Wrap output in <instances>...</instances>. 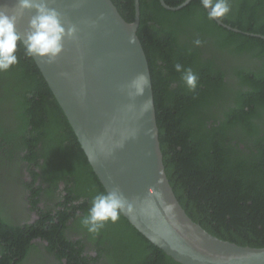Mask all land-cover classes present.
Listing matches in <instances>:
<instances>
[{
  "label": "trees",
  "instance_id": "1",
  "mask_svg": "<svg viewBox=\"0 0 264 264\" xmlns=\"http://www.w3.org/2000/svg\"><path fill=\"white\" fill-rule=\"evenodd\" d=\"M138 1L137 36L150 72L162 162L178 203L212 236L264 248V0H230V13L219 21L238 32L209 20L201 0L177 11L159 0ZM184 1L164 0L170 7ZM111 2L125 22L134 21V0ZM16 55L19 63L0 73V264H47L48 255L59 264H178L122 214L95 236L80 224L105 190L22 43ZM176 64L197 75L195 90ZM20 163L31 177L24 183L31 207L40 209L23 226L6 205L15 182H22V175L15 180Z\"/></svg>",
  "mask_w": 264,
  "mask_h": 264
},
{
  "label": "water",
  "instance_id": "2",
  "mask_svg": "<svg viewBox=\"0 0 264 264\" xmlns=\"http://www.w3.org/2000/svg\"><path fill=\"white\" fill-rule=\"evenodd\" d=\"M159 1L177 11L191 0L177 7ZM15 4L0 0V8ZM51 6L66 25L77 28L76 36L65 41L53 63L32 59L103 189L119 188L130 205L122 216L178 264H264V248L238 246L207 233L173 193L162 162L149 67L137 36L139 1L134 0L132 23L122 19L111 0H54ZM32 15L26 11L17 23L22 38ZM140 73L148 76L149 87L144 96L130 99L127 86ZM147 99L151 103L145 110Z\"/></svg>",
  "mask_w": 264,
  "mask_h": 264
},
{
  "label": "clouds",
  "instance_id": "3",
  "mask_svg": "<svg viewBox=\"0 0 264 264\" xmlns=\"http://www.w3.org/2000/svg\"><path fill=\"white\" fill-rule=\"evenodd\" d=\"M53 2L16 0L11 9L0 8V73L9 71L19 63L16 53L21 43L26 56L53 63L63 52L65 41L75 38L77 28L62 21L60 13L51 6ZM201 5L207 10L209 20H221L231 11L230 0H201ZM26 11L34 15L29 19L22 38L17 31V23ZM129 42L135 43V40L130 39ZM201 43L199 39L194 41L196 46ZM175 71L181 73V79L190 91L196 89L197 75L191 68L176 64ZM148 87V76L140 73L127 86V94L130 99L142 97ZM150 103L149 99L144 101L145 110ZM130 210L119 188L113 187L111 191L100 192L92 198L88 214L80 220V224L90 235L95 236L105 223H116L122 213Z\"/></svg>",
  "mask_w": 264,
  "mask_h": 264
},
{
  "label": "flooded vegetation",
  "instance_id": "4",
  "mask_svg": "<svg viewBox=\"0 0 264 264\" xmlns=\"http://www.w3.org/2000/svg\"><path fill=\"white\" fill-rule=\"evenodd\" d=\"M18 169L19 171L16 176L14 175L15 171L12 172L11 174L12 177L15 176V180L16 178L17 180L20 178L19 175H22V182H19V181L18 183L15 182L11 190L12 192L11 194L13 195L14 201H15L14 204L16 205V207L12 210L11 220L14 219L21 226L30 225L39 218L38 213L40 209H32L31 204L28 199L29 192L26 191L24 183L31 182V177L29 176V173L26 169V165L23 163H20V165L18 166ZM4 171L5 170L3 169L2 172ZM38 183H39V180L37 181V184ZM58 187L59 189H61L62 184L60 183ZM41 200H42L41 203L37 205L39 208H43L44 206V201H43L44 199H41ZM36 242L42 245L45 243V242H41L40 240H37ZM86 251L88 255L94 256L91 249L87 248ZM48 258L49 260H47V264H51L52 260L54 264H59L53 256L48 255Z\"/></svg>",
  "mask_w": 264,
  "mask_h": 264
},
{
  "label": "rangeland",
  "instance_id": "5",
  "mask_svg": "<svg viewBox=\"0 0 264 264\" xmlns=\"http://www.w3.org/2000/svg\"><path fill=\"white\" fill-rule=\"evenodd\" d=\"M10 200H11V201H10ZM10 200L7 199V204H6V205H7L8 209L12 211V210L16 207V205L14 204V202H15V201H14V197H13V198L11 197ZM2 204H5V203H4V202L1 203V206H3ZM48 259H49V258H48ZM51 264H54L53 260H52V263H51Z\"/></svg>",
  "mask_w": 264,
  "mask_h": 264
}]
</instances>
